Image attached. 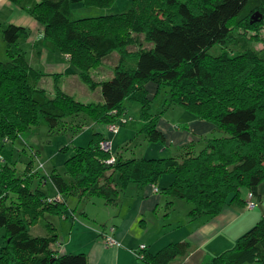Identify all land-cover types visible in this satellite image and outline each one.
<instances>
[{
  "label": "trees",
  "instance_id": "trees-1",
  "mask_svg": "<svg viewBox=\"0 0 264 264\" xmlns=\"http://www.w3.org/2000/svg\"><path fill=\"white\" fill-rule=\"evenodd\" d=\"M9 1L39 22L44 40L65 54L80 79L92 89L101 86L103 101L76 100L62 88V73L53 74L49 93L40 86L47 73L27 61L20 44L28 28L15 23L2 28L7 59L0 55V264H89L84 252L57 249L61 243L51 222L46 223V235L30 234V226L48 213L75 220V210L66 212L71 195L78 196V202L101 197L107 205L118 206L130 184L153 185L156 192L189 203L190 219L217 215L229 203L243 205L244 190L246 206L250 192L253 200H264V47L247 45L233 57L210 52L216 44L221 50L239 31L254 32L248 41L261 42L264 0H133L127 11L80 18L72 16L74 4L106 7L111 0ZM135 34H143L152 45L143 47ZM131 45L138 49L131 50ZM115 51L120 59L113 76L94 80L91 70ZM148 82L157 84L154 97L163 90L167 94L157 113L149 112L154 97L149 96ZM126 102L139 103L136 131L150 142H166L158 122L172 105L213 123L223 135L204 138L200 151L192 142L175 156L124 158L112 152L113 144L111 150L103 149L106 134L93 132L86 145L75 146L65 159V174L56 169L48 173L56 193L50 187L40 189L48 182L39 171L44 164L35 165L38 152H33L23 174L17 173L15 140L30 127L45 121L50 129L65 130L69 127L62 121L71 118L75 133L95 123L115 124L120 131L133 120ZM112 157L115 161L108 163ZM166 174L172 179L168 185L160 182L161 188L159 181ZM254 201L259 206V200ZM115 231V225H108L100 236L118 240ZM142 244L135 249L142 264H169L192 249L187 240L168 243L154 253ZM207 264H264V214Z\"/></svg>",
  "mask_w": 264,
  "mask_h": 264
},
{
  "label": "crops",
  "instance_id": "crops-1",
  "mask_svg": "<svg viewBox=\"0 0 264 264\" xmlns=\"http://www.w3.org/2000/svg\"><path fill=\"white\" fill-rule=\"evenodd\" d=\"M9 23H15L28 28V36L20 40L23 49L27 50L29 48L38 53L43 52L42 57L44 63L46 62L48 67L51 68L56 66V64H52V61H55L54 58L50 61L48 56L53 57L52 52L59 50L50 42H47L42 38L43 30L39 22L26 10L20 8L11 1L0 0V47L5 50V43L3 42L1 30ZM41 44L43 46H41ZM40 47H42V49H39ZM5 50L0 51L1 58H5ZM113 53L115 54V52ZM61 55H63L65 61L57 64V67L59 66L60 70L59 73H62V77H59V80L65 82V80L69 78L68 74H72L79 79L70 60L66 58L65 54L61 53ZM117 57L119 61L120 55L118 54ZM106 58H104L103 63ZM110 67L113 68V65ZM99 69L100 74L103 73V70H101L103 68ZM108 74L112 77L114 74L113 69H110ZM108 76L109 75H106L104 78H107ZM42 79L40 81L41 87ZM146 87L149 91V96L154 97L157 90V84L148 82ZM157 97L158 95L156 98ZM165 98H167V96L159 101V109L162 108L161 104ZM102 101L103 98L101 102ZM127 103L128 102H126V105ZM176 106L183 108L189 113L187 122L183 125L176 124L167 116V113L172 109H176ZM129 108L130 107H128V109ZM137 128L138 127H135L134 129L137 130ZM158 128L164 133L166 142L164 144L158 143V155L155 157H163V154L168 153L170 150L178 155L180 147L192 142L196 144L199 143L203 146L204 138L212 137L214 136L213 134L219 132L216 130L213 123L204 119H199L192 112L180 105H172L165 113H163L159 119ZM121 131L122 127L117 134L113 135L118 136L121 134ZM108 139L110 138L108 137ZM132 185H135L138 190H140L142 186L136 184ZM143 186L144 188L142 189L141 194L137 195L135 198L131 210V202L128 200V196L125 192V194L122 195L121 204L113 206L116 211L114 208L111 209V216L109 218L110 224H103L100 228L98 227L93 231L86 232L83 228V224L79 223V226H77L78 222L75 220L72 221V224H70L68 229L69 222L60 220L58 229L61 227L62 230H64V236L71 234L69 239L72 240L75 233L79 230L80 244L76 250L67 251L63 236L59 238L61 245L59 248L57 247V249L62 253L84 252L88 256L89 264H142L135 255V249H137L140 244H146L148 251L154 253L168 243L187 240L191 242L192 249L190 252L184 258L174 259L169 264H207L211 258L219 255L224 250L231 248L241 237L244 230L252 228L264 214V210L262 211V215H259L255 212V208L247 209L248 207H245L248 191L244 190L243 197L245 202L243 205L229 203L225 205L222 211L217 215H204L195 219H190L188 216L190 208L189 203L184 202L181 199H172L170 196L166 197V194L156 192L153 185ZM171 199L172 203L168 204V201ZM257 199L260 202L258 197ZM161 203L165 205V218L162 219V228L160 227L155 230L156 225H159L161 220L158 219V224L153 222V215L150 212L155 211ZM252 210H254V212H251ZM114 213L116 214V218L113 216ZM253 222H255L254 225L250 226ZM108 225L116 226L115 237L122 242L120 247L105 246L104 239L100 236V231ZM164 225L167 227H164Z\"/></svg>",
  "mask_w": 264,
  "mask_h": 264
},
{
  "label": "rangeland",
  "instance_id": "rangeland-1",
  "mask_svg": "<svg viewBox=\"0 0 264 264\" xmlns=\"http://www.w3.org/2000/svg\"><path fill=\"white\" fill-rule=\"evenodd\" d=\"M133 0H111V4L106 7H98V6H83L81 2H78L72 6V16L74 18L80 17H91V16H98V15H105L110 13H121L127 11L131 5ZM262 41H248V37L255 34L254 32H247L245 35L244 33L238 34V37L229 40L224 46H222L220 50V45L216 44L210 52L212 54H217L222 52H226L229 56H236L238 53L244 51L247 45L250 47H254L258 50L264 47V26L260 29ZM236 35V34H235ZM242 37H241V36ZM136 38L138 39V43H142L143 47H148V42L145 41L143 34H135ZM43 38V37H42ZM241 38L247 42L246 44L242 41H239ZM260 39V38H259ZM41 46H43L41 44ZM39 49H42L40 47ZM131 50H137V45H131ZM4 51L2 47H0V51ZM26 50V49H25ZM49 51V50H48ZM43 52H37L35 50L27 49L25 51V56L27 61L36 69H40L47 74L43 76L41 85L45 89L48 90L49 93L53 94V82H54V72L59 73V66L57 64L62 63L65 61L63 55H61L60 51L52 52L53 57L48 56V59L54 58L55 61H52V64H56L55 67H48L47 63L43 61L42 57ZM118 53L115 51V54L112 53L109 55L103 64H101L103 68V73L100 74V69H93L91 70V74L94 80L96 81H103L111 78V75L108 74L109 70L112 68L110 66L113 65V68L118 63ZM6 58V55H5ZM7 59V58H6ZM51 63V62H50ZM75 70V68H74ZM52 71V72H50ZM72 71V70H71ZM76 71V70H75ZM78 74V73H77ZM66 75V74H65ZM69 78L65 80V82H61L63 89L73 96L76 100L81 102H99L102 100V91L101 86L96 87V89H92L88 84H86L82 79H78V77L73 76L72 74H68ZM106 75H109L107 78H104ZM79 76V75H78ZM103 77V78H102ZM167 94L165 90L161 92L158 97H154L149 105V112L150 113H157L160 109V102L162 98L166 97ZM129 108L128 116L132 117V121L122 127L121 134L113 135L109 131V126L104 123H97L91 124L90 128H87L85 125L83 130L75 133L71 129L70 125L72 123L71 118H64L62 123L67 124L69 128L67 129H50L49 126L45 121H42L39 125H34L30 127L27 131L21 133L19 137L15 140V150H14V162L15 167L17 169V173L19 175L23 174L27 163L30 161L33 152H38V156L34 157L35 165L38 167L40 163L44 164V167L39 169L40 173L43 176H46L47 184L45 183L40 188L41 190L46 191L48 187L52 189L53 193H56L57 190L52 185V181L50 180L49 174L56 169L58 172L65 174L64 171V161L67 157L73 154V149L77 145H86L90 139L92 138L93 132H101L106 134L110 139H112L113 143V153H120L124 158H149L155 157L158 154V143L150 142L146 139V137L142 134H137V131L134 129L138 126V122L140 120L139 111L140 105L139 103H127ZM189 113L185 111L181 107H177L176 109H172L167 113V116L173 120L176 124L183 125L187 122V118ZM80 118H75V121H79ZM73 123H76V122ZM67 122V123H66ZM70 125V126H69ZM93 125V127H92ZM86 127V128H85ZM135 131H134V130ZM111 133V134H110ZM214 136H222L223 132H216L213 134ZM129 145V146H128ZM68 146L67 148H64ZM203 146L197 143L195 146L196 151H200ZM23 149L26 152H23ZM164 156H175V152L170 150L168 153L163 154ZM160 157V156H158ZM49 173V174H48ZM48 175V176H47ZM172 179V176L169 174L163 175L161 180L159 181V186L162 188L161 183L164 185H168L170 182L169 180ZM169 181V182H168ZM161 182V183H160ZM37 184V179L33 182L35 186ZM144 186H141V189L138 190L135 185L130 184L126 190V195L128 196V200L131 202L130 210L133 207V203L137 195H140ZM261 191L264 192V184L261 186ZM168 195L166 194V197ZM78 196L71 195L69 197V209L66 211L69 213L71 209L75 210V214L78 216L75 221H77V226L83 224V228L86 232L93 231L94 229L100 228L103 224H110V216H111V209L114 208L111 205H107L105 200L101 197H92L90 199L83 198L80 202H78ZM257 199L255 196L254 200ZM261 202V201H260ZM246 207V204H245ZM247 208V207H246ZM115 209V208H114ZM249 209V208H247ZM129 210V211H130ZM255 212L257 214L262 215V211L264 210V200L259 204V206L255 207ZM252 210L251 212H254ZM116 211V209H115ZM165 205L163 203L159 204L158 208L155 211H151L150 213L153 215L152 221L157 223L158 219L161 220L159 225H156L155 230L158 228H162V219L165 218ZM71 213V212H70ZM114 213V218L115 217ZM60 220H64L69 222L68 229L70 224L74 218L70 216L68 219H62L57 214L48 213L45 217H43L40 221H38L35 225L30 226V234L32 236H42L46 235L49 230L46 226L47 222H51L54 226L57 227V232L59 234V238L63 237L65 232L60 227L58 229V225ZM255 222L251 223L254 225ZM158 224V223H157ZM249 226V227H250ZM164 227H167L164 225ZM250 230V229H248ZM248 230H244L245 233ZM241 234V236L243 235ZM71 235V234H70ZM70 235L64 236V243L67 246V251L76 250L78 245L80 244V234L79 230L75 233L74 238L71 240ZM69 249V250H68Z\"/></svg>",
  "mask_w": 264,
  "mask_h": 264
},
{
  "label": "built area",
  "instance_id": "built-area-1",
  "mask_svg": "<svg viewBox=\"0 0 264 264\" xmlns=\"http://www.w3.org/2000/svg\"><path fill=\"white\" fill-rule=\"evenodd\" d=\"M109 131L112 133V134H117L118 131H119V126L118 125H115V124H112L111 126H109ZM112 140L111 139H106L102 142V146H103V149L104 150H111L112 149ZM115 161V158L112 157L108 160V163H112ZM157 190V189H156ZM253 193H249V198H248V201H247V207L248 208H255L257 206V202H255L253 200ZM104 244L105 246L107 247H112V246H118L120 245V242L118 240H116L114 237L112 236H105L104 238ZM146 245L145 244H142L140 247L141 248H144Z\"/></svg>",
  "mask_w": 264,
  "mask_h": 264
}]
</instances>
